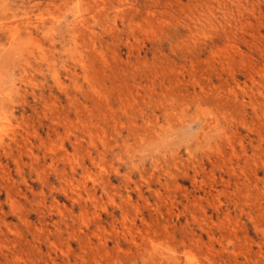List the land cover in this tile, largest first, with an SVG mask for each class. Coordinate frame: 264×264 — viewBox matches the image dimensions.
I'll use <instances>...</instances> for the list:
<instances>
[{"label": "rangeland", "instance_id": "374dc122", "mask_svg": "<svg viewBox=\"0 0 264 264\" xmlns=\"http://www.w3.org/2000/svg\"><path fill=\"white\" fill-rule=\"evenodd\" d=\"M0 264H264V0H0Z\"/></svg>", "mask_w": 264, "mask_h": 264}, {"label": "bare ground", "instance_id": "6f19581e", "mask_svg": "<svg viewBox=\"0 0 264 264\" xmlns=\"http://www.w3.org/2000/svg\"><path fill=\"white\" fill-rule=\"evenodd\" d=\"M17 53V52H16Z\"/></svg>", "mask_w": 264, "mask_h": 264}]
</instances>
